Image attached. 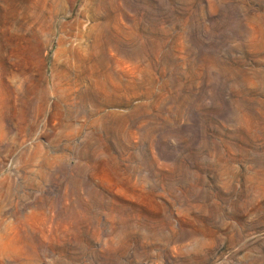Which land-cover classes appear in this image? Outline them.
<instances>
[{
  "label": "rangeland",
  "instance_id": "obj_1",
  "mask_svg": "<svg viewBox=\"0 0 264 264\" xmlns=\"http://www.w3.org/2000/svg\"><path fill=\"white\" fill-rule=\"evenodd\" d=\"M0 264H264V0H0Z\"/></svg>",
  "mask_w": 264,
  "mask_h": 264
}]
</instances>
